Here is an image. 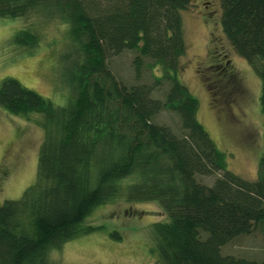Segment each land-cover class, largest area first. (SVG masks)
<instances>
[{"label": "trees", "instance_id": "obj_1", "mask_svg": "<svg viewBox=\"0 0 264 264\" xmlns=\"http://www.w3.org/2000/svg\"><path fill=\"white\" fill-rule=\"evenodd\" d=\"M191 1L0 0V18L39 15L66 25L72 88L57 107L16 79L0 82V107L27 120L41 115L44 130L34 183L0 204V264H49V251L97 230L84 220L119 198L156 203L166 214L148 232L159 264H264V255L220 253L239 236L264 234V150L256 179L245 180L227 169L197 120L198 100L179 80L181 12ZM220 4L225 37L260 79L264 115V0ZM37 31L26 25L11 40L29 52ZM125 51L135 52L136 75L145 60L160 67L152 85L127 86L113 75L108 60ZM163 82L164 100L153 98ZM162 110L178 114L179 135L154 122ZM218 173L210 186L196 178Z\"/></svg>", "mask_w": 264, "mask_h": 264}, {"label": "rangeland", "instance_id": "obj_2", "mask_svg": "<svg viewBox=\"0 0 264 264\" xmlns=\"http://www.w3.org/2000/svg\"><path fill=\"white\" fill-rule=\"evenodd\" d=\"M220 0H192L181 12L187 45L180 61V82L198 100L197 120L216 148L226 155L227 169L245 180H255L264 150V115L260 107L261 82L251 66L232 48L221 28ZM26 25L35 26L40 43L29 52L18 48L11 37ZM70 52L67 27L57 19L39 15L0 18V82L13 78L24 87L51 101L66 105ZM133 51L111 56L113 75L127 86L152 85L161 75L160 67L145 60L136 75ZM152 65V66H151ZM169 89L162 83L152 93L164 100ZM41 115L28 120L7 113L0 107V204L16 200L35 181L38 151L44 140ZM159 125L181 133L178 114L162 110L154 118ZM220 173L197 180L212 185ZM166 214L153 202L130 203L119 198L96 207L83 225L98 227L91 233L69 241L59 250L48 252L49 264H159L151 253L149 228L166 221ZM232 255L260 261L264 255V234L255 230L239 236L220 248Z\"/></svg>", "mask_w": 264, "mask_h": 264}]
</instances>
